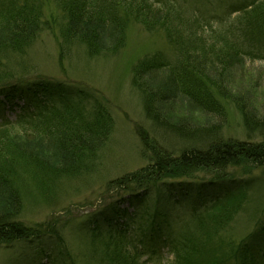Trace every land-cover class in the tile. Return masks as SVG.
Segmentation results:
<instances>
[{"label":"trees","instance_id":"obj_1","mask_svg":"<svg viewBox=\"0 0 264 264\" xmlns=\"http://www.w3.org/2000/svg\"><path fill=\"white\" fill-rule=\"evenodd\" d=\"M235 11L237 25L206 35L172 0H0V248L54 241L46 259L78 264L63 234L68 223L28 224L20 218L23 205L29 196L55 197L65 181L95 172L115 130L95 92L51 77H16L3 64L6 53L31 48L50 30L61 59L74 44L90 57L114 54L139 23L162 30L177 56L158 51L132 67L149 123L137 128L148 162L110 179L116 203L78 224L90 236L88 257L95 264H147L165 244L174 259L162 264H264V210L249 216L239 236L231 230L248 209L252 169H264V113L256 114L252 91L228 85L236 64L264 53V0ZM227 102L240 111L246 139L224 133L222 124L190 121L192 108L223 121ZM8 105L17 109L14 120L6 117ZM164 132L177 136V146Z\"/></svg>","mask_w":264,"mask_h":264},{"label":"rangeland","instance_id":"obj_2","mask_svg":"<svg viewBox=\"0 0 264 264\" xmlns=\"http://www.w3.org/2000/svg\"><path fill=\"white\" fill-rule=\"evenodd\" d=\"M252 1L254 0H172L181 13L206 35L237 25L238 23L233 22L240 12L233 11L250 5ZM55 35L50 30L43 31L31 48L22 52L6 53L3 64H6L10 73L16 77L45 76L84 85L92 90L93 94L95 92L100 102L110 110L115 118V130L98 156L95 172L65 181L57 195L48 197L47 200L37 201L33 197H27L20 218L34 225L53 218L54 221L60 222V225L68 223L63 228V234L69 247L79 258L78 264H95L94 258L91 255L88 257V250L91 248L90 236L88 232L81 231L78 224L90 213L108 206L111 201L116 203V192L108 190L110 179L138 170L148 162L142 154L141 138L137 131L140 127L149 129V123L144 114L143 95L132 82V67L140 59L158 51L163 52L167 58L175 59L177 51L162 30H148L141 24L134 23L129 26L124 47L114 54L90 57L82 44H74L70 57L61 59ZM246 57L243 63L234 66L228 85L233 88L235 86L241 93L252 91L255 96L252 98L255 99L256 114H263L264 53L255 52ZM159 75L163 76V72ZM179 104L182 107L185 103L181 100ZM226 108L228 112L223 121L216 115L212 119L209 116L206 119L192 108L191 111L196 113L190 121L193 125H197L195 123L197 122L203 127L222 124L224 133L246 139L240 111L231 102L226 103ZM17 114L12 110L6 115L15 119ZM192 123H188L190 127L193 126ZM161 134L169 140L171 146H177L178 138L174 133ZM252 174L248 209L237 217L231 228L236 236L245 232L250 223L249 216L251 217L253 212L257 216L264 210V169L254 168ZM121 206L127 208L129 212L134 210L133 205L130 206L128 202ZM186 212L184 211L183 215L189 217L191 213ZM124 218L119 220V223ZM176 227L175 225L173 228ZM47 242L36 245L20 242L14 244L12 248L1 247L0 264H60L54 255L53 258L46 259L47 253H54L53 248L56 245L54 241ZM147 258L146 256L145 260H148ZM173 259L174 254L170 252L169 247L162 244L158 254L149 259L147 264H162Z\"/></svg>","mask_w":264,"mask_h":264}]
</instances>
